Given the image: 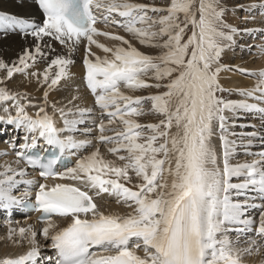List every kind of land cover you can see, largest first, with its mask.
<instances>
[{"label": "snow or ice", "instance_id": "6c2138e0", "mask_svg": "<svg viewBox=\"0 0 264 264\" xmlns=\"http://www.w3.org/2000/svg\"><path fill=\"white\" fill-rule=\"evenodd\" d=\"M36 6L39 22L23 11L27 0H17L20 11H0V39L32 41L15 60L0 57V135L8 126L18 134L6 141L17 167L0 165V211L40 213L43 226L10 227L7 239L27 250L0 256V264H248L246 257L264 264V152L233 164L238 146L257 155L248 149L258 132L230 131L239 112L264 116V70L222 63L238 38L264 36V28L229 24L232 9L223 0H36ZM235 8L264 14V0ZM55 42L68 52L57 53ZM80 45L92 108L81 107L79 95L49 99L70 87ZM256 48L264 55V44ZM233 71L255 81L240 101L223 98L221 74ZM17 75L43 90L39 102L7 86ZM146 116L156 122H141ZM29 168L44 182L29 179ZM105 199L127 211H105L98 203ZM38 235L50 242L51 256L41 257Z\"/></svg>", "mask_w": 264, "mask_h": 264}, {"label": "bare ground", "instance_id": "6f19581e", "mask_svg": "<svg viewBox=\"0 0 264 264\" xmlns=\"http://www.w3.org/2000/svg\"><path fill=\"white\" fill-rule=\"evenodd\" d=\"M17 0H0V11H6L9 13H15L17 11H20L15 7ZM23 11L31 16L33 20L36 22H39L41 20V13L40 10L36 6V0H27V7L23 9ZM234 23V22H233ZM248 26V25H247ZM97 27H102L101 25H97ZM249 27V26H248ZM102 30H111V29H103ZM118 34L126 36L129 39H132L131 37H128L126 33H124L122 30L118 31ZM100 42L108 44L111 46L114 42L111 40H108L105 37H99L98 38ZM32 41L25 40L21 38L18 35H9V37L5 39H0V57H2L5 61H12L15 60L16 57L22 52L23 48L26 46H30ZM132 43L139 48L141 51H144L148 53L146 49H142V47H139V43L132 39ZM141 46V45H140ZM54 47L56 48L57 53L60 54H66L68 52V49L65 48L64 46L60 45L58 42L54 43ZM93 51H95L98 55L103 56L104 54L102 51L96 49L93 46ZM229 52V51H228ZM227 52V53H228ZM85 51H84V45H80L78 50L72 54V58L74 59L75 63L71 66V71L73 73V80L71 82V85L69 88L66 90H61L58 92H54L50 95V100H65V98L70 99L72 95H79L81 97L80 103L81 107H89L92 108L93 106L91 105V98L86 96V93H89L90 91L87 89L86 84L84 82V66H82V61L84 59ZM227 59V58H226ZM241 60V59H240ZM230 61V59H229ZM253 62V61H252ZM252 62L248 63L251 66H253ZM237 63V62H236ZM257 63V62H256ZM261 67L264 68V59L260 61L258 64ZM45 65L41 64L40 68L41 70L43 69ZM256 67V66H253ZM256 68H253L255 70ZM251 71V70H250ZM228 73V72H227ZM232 73V72H230ZM224 74V73H223ZM2 75V73H0ZM241 81L243 85H248L250 84L248 80L240 79L237 76H231L230 74H221V83L224 86L227 87H232L236 82ZM12 88L15 90H20V91H27L31 96H33L38 102L42 98V92L43 90L38 88L36 83L33 81L31 84L28 83L27 80H25L24 77L17 75L16 77L13 78L12 81H10ZM78 89V92L76 91ZM34 109H29V112L32 113L34 112ZM51 111V109H49ZM98 115V113H97ZM152 119V118H151ZM153 120V119H152ZM259 135V133H258ZM213 143L217 147V150L219 151V143L218 139L216 137L213 138ZM256 144H261L262 142H255ZM4 145V144H3ZM6 149V147H5ZM4 151L3 146L0 144V151ZM105 154L108 158H112L109 154H107L106 150L101 152ZM72 159V157H71ZM73 160V159H72ZM12 161V160H11ZM15 160H13V163ZM5 163H9L8 160L2 161L0 164L3 165ZM245 163V162H244ZM13 167L16 166V164H12ZM20 167H24L25 165H19ZM29 174H32V176H36L32 171H29ZM37 178V176H36ZM44 182V181H42ZM40 182V183H42ZM54 181L49 180L48 183H53ZM68 182V181H64ZM30 195L35 194V185L33 186L32 189H29ZM100 203L101 207L108 212H120L123 213L127 211V209L121 207L118 205L114 200L111 202V199H105V200H100L98 201ZM17 215V223L15 225L10 223V218L12 216ZM10 217V218H9ZM21 218V219H20ZM36 218L30 214H28L24 210H14L11 213L6 214V216L2 217L0 216V221L4 222L5 224L8 225L7 229L0 230V256L4 255H17L20 254L24 251L27 250V245L25 244L23 247L19 246H14L11 241L7 239V233L9 231V228H19V227H28V226H34L38 231L39 229L42 228V224L37 223ZM1 226V225H0ZM40 243V251H41V257H48L53 254L52 249L50 248V242L43 239L42 236L37 237ZM246 260L248 261V264H259L260 257H246Z\"/></svg>", "mask_w": 264, "mask_h": 264}, {"label": "rangeland", "instance_id": "374dc122", "mask_svg": "<svg viewBox=\"0 0 264 264\" xmlns=\"http://www.w3.org/2000/svg\"><path fill=\"white\" fill-rule=\"evenodd\" d=\"M137 2H142V3H152L156 2L158 4L164 3V0H137ZM226 6H228L230 9H232L231 12H229L227 16L228 23L236 26L238 28H249V29H259V28H264V14H257L256 12L248 13V12H242L239 10H236L235 6L237 4H243L246 7L248 5L252 4H259L261 3V0H223ZM255 16V19L252 20L251 18L245 19V17H251ZM234 22V23H233ZM249 27H248V26ZM264 44V36H261L259 32L256 33L255 38L252 36H245L243 39L238 38V45L234 47V49L228 50L222 60V63L229 65L230 67L233 68H239V69H244L247 70L248 72H258L260 70H264L263 67L258 65L262 59H264V55H261L256 48L257 45H262ZM240 45H243L241 47ZM248 45H252L253 47L251 50H249ZM142 49H146L148 53L153 52L152 49H148L144 46H140ZM227 58V59H226ZM230 59V61H229ZM241 59V60H240ZM253 61V62H252ZM237 62V63H236ZM252 62L253 67L251 66L250 63ZM257 62V63H256ZM83 66V63H82ZM253 68H256L253 70ZM251 70V71H250ZM224 74H230L231 76H237L240 79L248 80L250 84L248 85H243L241 81L236 82L232 87H227L224 86L226 91L223 93V98L226 100H232V101H240L245 99L244 96H242L240 93L251 89L254 87L255 81L254 79L250 78L248 75H246L244 72L240 71H233L232 73L230 72H225ZM222 73V75H224ZM10 89L15 90L12 88L11 83L8 82L7 85ZM138 95H146L148 94L147 92H138ZM87 97L91 98V105L93 106L94 103V97L91 95V93H86ZM256 101L249 100V103H255ZM262 107H264V104H261ZM231 115V114H229ZM153 120H152V119ZM141 122L143 123H150V122H156V118L153 116H146L141 118ZM231 123L233 124V127H231L230 131L237 133L238 135L241 133H247L253 130L251 126H255V130L259 133L258 138L253 140V147L248 149L249 152L257 154V155H246L245 154V149L243 147H237L236 148V155L232 158V163H250L254 159L258 158V154L261 152H264V116H262L259 113H246V112H239L236 116L233 117ZM18 135L16 132H14L11 128V126H8V131L4 135H0V144L3 146L4 151H0V163L2 161L8 160L9 163L14 164L13 160H16L17 157L14 155V150L6 143V141L11 138L12 136ZM96 135V132H92L90 134L86 135H80L78 138L80 139H85V138H91ZM216 139H218L216 137ZM232 139H237V137H232ZM17 143H20L19 139L16 141ZM255 142H262L261 144H256ZM93 143H96L95 140H93ZM219 147H220V141L218 139ZM239 144V141H237ZM4 144V145H3ZM100 147V151L103 152L105 147L103 145H98ZM6 147V149H5ZM92 149L89 148L86 151H91ZM8 153V155H3V153ZM84 150H82V153ZM72 159H74V162L76 160V156H71ZM12 160V161H11ZM73 162V163H74ZM1 165V164H0ZM23 166V164H21ZM17 167V165L15 166ZM2 170V168H0ZM29 179H33L36 181V176H32V174H29L28 176ZM233 182H240L239 180H234ZM23 187V186H22ZM254 195V194H253ZM240 199H243L241 197ZM111 202L113 200L111 199ZM260 201H257L259 203ZM16 211V210H15ZM18 211V210H17ZM0 216L4 217L6 216V213L0 211ZM10 218V217H9ZM17 215L12 216L10 218V223L12 222L13 225L17 223ZM21 219V218H20ZM0 230L7 229L8 225L5 224L4 222L0 221Z\"/></svg>", "mask_w": 264, "mask_h": 264}]
</instances>
